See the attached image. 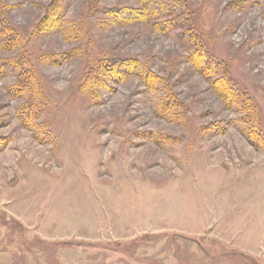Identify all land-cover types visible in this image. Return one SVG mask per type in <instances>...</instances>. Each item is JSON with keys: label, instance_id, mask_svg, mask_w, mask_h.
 <instances>
[{"label": "rangeland", "instance_id": "374dc122", "mask_svg": "<svg viewBox=\"0 0 264 264\" xmlns=\"http://www.w3.org/2000/svg\"><path fill=\"white\" fill-rule=\"evenodd\" d=\"M142 1L0 0V264H264V0Z\"/></svg>", "mask_w": 264, "mask_h": 264}, {"label": "trees", "instance_id": "16d2710c", "mask_svg": "<svg viewBox=\"0 0 264 264\" xmlns=\"http://www.w3.org/2000/svg\"><path fill=\"white\" fill-rule=\"evenodd\" d=\"M178 8H180V3L178 0H145V2L142 1L140 11H136V10L134 11L131 10L130 12L125 11L127 12L125 14H128V15L133 14L134 17H136V19H140L142 17V19L148 20V19L158 18L159 16L166 15L167 13L174 12L175 10L177 11ZM185 14H186V11H181L180 15H183L184 18H181L182 16H180L179 18H177V21L180 24H175V25L172 24V25L174 27L183 26V28L187 29V31L189 32V34L187 35L189 36L188 41L191 45L189 44L188 48L189 50H192L191 52L198 53V57L195 58L198 60V62L196 60L197 65L199 67H204L203 69L204 71L213 69L216 72H218L217 74H222V79L220 80V84L224 88L223 90L229 93V96L231 95L230 98H232V96L233 98L234 97L238 99H240V97L242 98L243 95L240 93L239 87L236 86V84L231 80L230 77L224 76V73L222 70L223 66L221 62L218 59H216L215 56H213L211 53L207 52L205 49L201 47V45L199 44V39H197L198 37L195 35V33L192 30L193 27L189 25L188 22L187 24H184V22L187 20V18L185 17ZM54 17L55 16L51 14L48 17L49 19L48 22L45 24L43 23L41 27L43 26L44 28H47L53 24H57L58 19ZM172 20L175 21L174 19ZM21 41H22V34L19 31H17L15 28L8 25L4 21L3 18H0V46L2 47L17 46L19 44L18 42H21ZM4 61L5 62L1 63V67L5 69V72L9 73L11 71H17L19 75V79H18L19 87L18 88L22 89L24 87H27L28 86L27 84L29 83V81L34 79L35 74L31 72L30 70L24 68L22 64L20 63L19 58L14 57V58H9ZM25 111L26 112L24 114L26 116L28 117L34 116V111L28 110V108L25 109ZM45 141L47 142L48 140H45Z\"/></svg>", "mask_w": 264, "mask_h": 264}]
</instances>
